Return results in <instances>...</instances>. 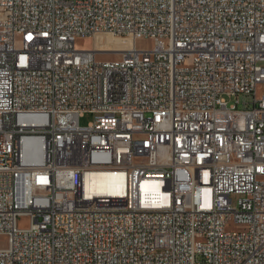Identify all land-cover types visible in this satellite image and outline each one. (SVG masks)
<instances>
[{"label":"built area","instance_id":"obj_1","mask_svg":"<svg viewBox=\"0 0 264 264\" xmlns=\"http://www.w3.org/2000/svg\"><path fill=\"white\" fill-rule=\"evenodd\" d=\"M0 12V264H264V0Z\"/></svg>","mask_w":264,"mask_h":264},{"label":"rangeland","instance_id":"obj_2","mask_svg":"<svg viewBox=\"0 0 264 264\" xmlns=\"http://www.w3.org/2000/svg\"><path fill=\"white\" fill-rule=\"evenodd\" d=\"M5 14L3 12H0V19L3 18ZM133 44V41L129 38L120 37V36H114L109 33H100L97 34L95 37H85V38H79L76 41V46L80 49H86V50H98V51H104V52H98L97 53V59L99 61H112L118 56L119 51L123 49L130 48ZM136 45L138 48L141 49H150L154 46V42L151 39L143 38L140 40H137ZM230 103L235 102L236 97L227 98ZM241 101H243V97H240ZM242 107V104L240 105ZM93 114H86L83 118L80 119L81 125H87L89 122L94 120ZM236 195L233 196V200H237ZM24 220L22 218H19L20 225H23ZM5 244V239L0 238V246Z\"/></svg>","mask_w":264,"mask_h":264},{"label":"bare ground","instance_id":"obj_3","mask_svg":"<svg viewBox=\"0 0 264 264\" xmlns=\"http://www.w3.org/2000/svg\"><path fill=\"white\" fill-rule=\"evenodd\" d=\"M103 33H106V32H103ZM115 174H116V167H107V175H115ZM126 192H133V185H126Z\"/></svg>","mask_w":264,"mask_h":264}]
</instances>
